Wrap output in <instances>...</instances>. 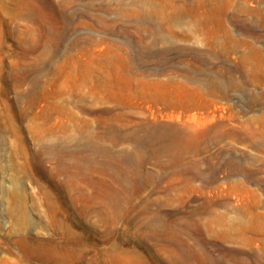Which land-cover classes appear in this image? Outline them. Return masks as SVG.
Masks as SVG:
<instances>
[{"label":"rangeland","instance_id":"1","mask_svg":"<svg viewBox=\"0 0 264 264\" xmlns=\"http://www.w3.org/2000/svg\"><path fill=\"white\" fill-rule=\"evenodd\" d=\"M0 264H264V0H0Z\"/></svg>","mask_w":264,"mask_h":264},{"label":"bare ground","instance_id":"2","mask_svg":"<svg viewBox=\"0 0 264 264\" xmlns=\"http://www.w3.org/2000/svg\"><path fill=\"white\" fill-rule=\"evenodd\" d=\"M251 230L254 233V235L252 237L246 236V231L245 230L242 232V235H243L244 240H246L247 242L253 243V242L258 240V234H257V229L256 228L253 227Z\"/></svg>","mask_w":264,"mask_h":264}]
</instances>
